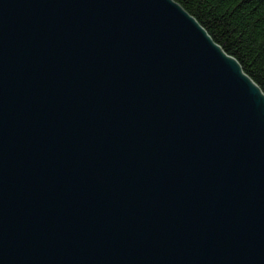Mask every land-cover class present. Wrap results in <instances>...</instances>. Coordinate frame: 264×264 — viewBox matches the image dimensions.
I'll use <instances>...</instances> for the list:
<instances>
[{
	"label": "water",
	"instance_id": "obj_1",
	"mask_svg": "<svg viewBox=\"0 0 264 264\" xmlns=\"http://www.w3.org/2000/svg\"><path fill=\"white\" fill-rule=\"evenodd\" d=\"M0 264H264V92L175 0H0Z\"/></svg>",
	"mask_w": 264,
	"mask_h": 264
},
{
	"label": "trees",
	"instance_id": "obj_2",
	"mask_svg": "<svg viewBox=\"0 0 264 264\" xmlns=\"http://www.w3.org/2000/svg\"><path fill=\"white\" fill-rule=\"evenodd\" d=\"M264 92V0H175Z\"/></svg>",
	"mask_w": 264,
	"mask_h": 264
}]
</instances>
